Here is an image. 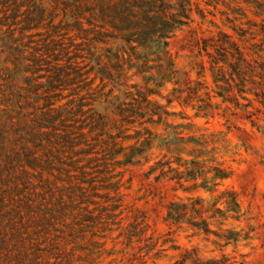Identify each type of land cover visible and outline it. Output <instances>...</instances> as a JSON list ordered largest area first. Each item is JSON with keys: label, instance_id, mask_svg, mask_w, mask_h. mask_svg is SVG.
Here are the masks:
<instances>
[{"label": "trees", "instance_id": "trees-1", "mask_svg": "<svg viewBox=\"0 0 264 264\" xmlns=\"http://www.w3.org/2000/svg\"><path fill=\"white\" fill-rule=\"evenodd\" d=\"M192 10V0H0V264H108L111 233L148 229L128 213L125 174L149 162L190 194L168 203L170 234L247 237L224 156L237 155L229 132L243 119L264 132V48L220 31L175 53ZM193 116L226 129L183 133Z\"/></svg>", "mask_w": 264, "mask_h": 264}, {"label": "rangeland", "instance_id": "rangeland-1", "mask_svg": "<svg viewBox=\"0 0 264 264\" xmlns=\"http://www.w3.org/2000/svg\"><path fill=\"white\" fill-rule=\"evenodd\" d=\"M192 2L191 20L171 38L175 53H192L195 36L202 39L217 36L220 31L232 34L240 43L250 47L252 53L259 46L264 48V0ZM208 79L212 83L210 74ZM188 112L194 114L191 109ZM261 117L264 118L263 115ZM175 119L177 122L178 118ZM186 121L192 124L183 131L185 134L226 129L218 116L209 120L193 116ZM229 137L238 153L233 157L224 156L227 164L233 168V174L225 181V186L234 188L240 194L246 211L242 224L249 223L251 226L247 237L226 244L213 233L204 234L187 226L170 234L165 221L167 205L190 194L181 188L177 179L158 176L160 170L149 172L153 163L149 162L144 166L129 167L125 174V179L129 180L125 189L128 213H143L149 224L148 229L144 235L132 239L127 236L128 229L111 233L108 247L113 254L108 257V264H196L197 256L209 259L220 257L222 253L236 256L245 264H264V132L254 126L250 119H243L240 128L232 129ZM219 155L224 154L219 152ZM182 182L184 185L190 183L185 179ZM194 193L209 195L208 191L202 189ZM215 241L225 245L220 246Z\"/></svg>", "mask_w": 264, "mask_h": 264}]
</instances>
